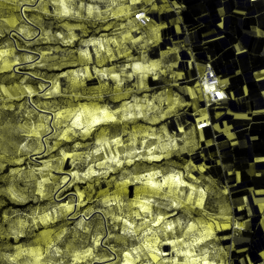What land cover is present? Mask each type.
I'll return each mask as SVG.
<instances>
[{
	"label": "rangeland",
	"instance_id": "1",
	"mask_svg": "<svg viewBox=\"0 0 264 264\" xmlns=\"http://www.w3.org/2000/svg\"><path fill=\"white\" fill-rule=\"evenodd\" d=\"M42 1L0 0V264H218L226 195L136 80L121 99L116 0Z\"/></svg>",
	"mask_w": 264,
	"mask_h": 264
},
{
	"label": "crops",
	"instance_id": "2",
	"mask_svg": "<svg viewBox=\"0 0 264 264\" xmlns=\"http://www.w3.org/2000/svg\"><path fill=\"white\" fill-rule=\"evenodd\" d=\"M44 2L48 13L63 14V0ZM131 2L114 1L122 13H111L121 19L112 40L138 53L136 65L123 69L133 72L121 75V99L136 80L153 98L156 121L186 138L195 168L222 187L230 219L218 227V264H264V0ZM139 8L145 25L133 18ZM207 64L228 94L209 107L197 81ZM232 218L242 221L239 233L232 234Z\"/></svg>",
	"mask_w": 264,
	"mask_h": 264
},
{
	"label": "built area",
	"instance_id": "3",
	"mask_svg": "<svg viewBox=\"0 0 264 264\" xmlns=\"http://www.w3.org/2000/svg\"><path fill=\"white\" fill-rule=\"evenodd\" d=\"M133 18L143 25L148 22L144 8H139L135 11ZM197 81L205 107L218 104L228 96L217 73L209 64L205 66L203 72L198 76ZM209 123V120L201 121L197 124V127L201 128L207 126ZM241 230H243L242 221L239 219H233L231 223L232 234L239 233Z\"/></svg>",
	"mask_w": 264,
	"mask_h": 264
},
{
	"label": "trees",
	"instance_id": "4",
	"mask_svg": "<svg viewBox=\"0 0 264 264\" xmlns=\"http://www.w3.org/2000/svg\"><path fill=\"white\" fill-rule=\"evenodd\" d=\"M13 204V203H12ZM13 206H15V207H20V206H22V205H19V204H13Z\"/></svg>",
	"mask_w": 264,
	"mask_h": 264
}]
</instances>
